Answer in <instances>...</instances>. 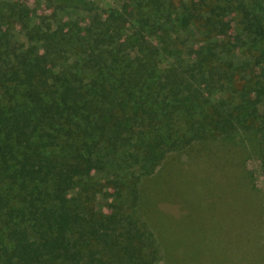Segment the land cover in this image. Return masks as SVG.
<instances>
[{"label": "trees", "instance_id": "trees-1", "mask_svg": "<svg viewBox=\"0 0 264 264\" xmlns=\"http://www.w3.org/2000/svg\"><path fill=\"white\" fill-rule=\"evenodd\" d=\"M64 1H0V264H167L143 187L172 154L264 168V0Z\"/></svg>", "mask_w": 264, "mask_h": 264}, {"label": "rangeland", "instance_id": "rangeland-1", "mask_svg": "<svg viewBox=\"0 0 264 264\" xmlns=\"http://www.w3.org/2000/svg\"><path fill=\"white\" fill-rule=\"evenodd\" d=\"M12 1L26 3L41 15L60 10L65 2ZM126 1L130 0H87L102 9L121 7ZM219 148L230 162L224 169L215 165L211 173L192 163L176 164L189 161L190 152L172 154L168 168L143 187V212L167 264H264V168L247 149ZM202 160L206 166L205 159L198 162Z\"/></svg>", "mask_w": 264, "mask_h": 264}]
</instances>
